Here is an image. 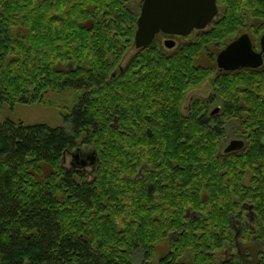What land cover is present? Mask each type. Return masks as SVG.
<instances>
[{"label":"trees","instance_id":"trees-1","mask_svg":"<svg viewBox=\"0 0 264 264\" xmlns=\"http://www.w3.org/2000/svg\"><path fill=\"white\" fill-rule=\"evenodd\" d=\"M84 1L64 10L63 0H0V104L74 93L62 126L0 120V264H130L173 230V255L187 249L205 258L231 242L227 211L249 197L246 167L219 157L205 108L220 100L216 92L224 112L264 126V66L214 73L194 59L233 34L241 16L264 21V0H225L214 26L173 52L140 49L121 70L136 14L99 0L91 9L102 20L87 27ZM204 83L211 98H193L182 111L185 93ZM77 142L96 153L88 182L59 167ZM251 143L246 163L264 159ZM41 163L48 174L40 175ZM185 209L199 216H183ZM201 214L219 241L212 228L200 230Z\"/></svg>","mask_w":264,"mask_h":264},{"label":"flooded vegetation","instance_id":"flooded-vegetation-1","mask_svg":"<svg viewBox=\"0 0 264 264\" xmlns=\"http://www.w3.org/2000/svg\"><path fill=\"white\" fill-rule=\"evenodd\" d=\"M35 1L39 2V0ZM98 1L99 0H95V2L93 0H85V4L81 5L88 9V17L83 20V24L87 27L91 25L94 20H102L101 16L94 17V12L91 9L92 7L98 5ZM28 2L29 0H26V3ZM63 3L64 10H68V8L73 6L76 2L75 0H72L71 2L70 0H63ZM110 3L119 4L129 13L136 14L135 31L136 20L140 12L142 0H107V7L109 5H114ZM215 3L217 9L215 16L219 17L224 11L226 2L225 0H215ZM106 12H108V10ZM252 19L254 20L252 21ZM235 28L236 29L232 35L223 39L224 45L229 43L232 39L245 33L251 41L253 50L259 51V38L262 34H264V21H257L256 18L245 15L239 18V23L235 25ZM198 33L199 30H193L188 35L181 36L158 32L154 35L153 40L149 45L141 48H135L133 46V32L132 47L136 50H140L146 49L148 46L155 45L157 49L163 52H173L183 44L187 43ZM167 40L173 41V45L171 47L165 46V41ZM162 45L170 50L164 51ZM222 48L223 44L213 45V49L211 51L213 58L211 65L213 67H216V65L214 66L215 55ZM202 49L203 47L198 52L197 57L201 54ZM123 56L116 67L118 70H121L122 66L125 64H120ZM263 66L264 58L262 65L257 68ZM61 68H63V66H61ZM257 68L241 69L254 70ZM216 69L217 72H224L219 70L217 67ZM239 70L240 69L234 70V72L237 73ZM111 74L112 76L114 75V73ZM208 95L210 96V94ZM209 96L207 98H209ZM214 99L223 98L215 92ZM234 99H239V97L235 96ZM222 105L223 103L221 102L215 105L212 109L207 107L205 108V112L207 111L206 115L209 117L208 120L210 119V121L213 122L216 127L215 131L219 134V144L217 147L218 155L221 158H233V160L229 162L234 166L246 167L243 173L242 181L245 183V188L248 189L249 192V197L244 201L239 202L238 208L236 207L235 210L227 211L226 227L231 234V238H229L231 242L227 241L225 238L221 248L213 250L211 255L202 259L200 256H192L187 249H184L180 255H173L171 242L176 238L177 234V232L173 230L169 231L166 236L160 237L152 242V254L150 256L141 254L137 257L133 256L130 264H264V242L261 238L262 236L264 237V159L257 157L255 159H250L246 163V161H242L243 159L241 157L252 144L251 142H257L259 146L262 147V150L264 149V126H260L261 128H259V125L248 126L249 124L246 123L239 115L224 112ZM228 147H231V149L226 151L225 149ZM95 154L90 146L85 144L79 145L77 142L71 149H65L63 151L59 159V167L65 173L70 172L73 175H76L77 178L83 180V182H88L92 176L94 165L97 161V159L94 161L96 157ZM241 161L242 163H240ZM81 162H84L85 165L82 166ZM254 196L261 199L260 209L257 202H253ZM183 216L195 219L199 216V213L185 209ZM155 217L157 218V216ZM202 219L203 225L200 230L204 231L205 229H203V227L205 226H207V229H213L214 223L209 225L207 221H204L207 218L203 214H201V220ZM213 230L215 232L214 236H216L219 241L221 235L215 229ZM161 244L163 246H160ZM163 248L165 249L162 250Z\"/></svg>","mask_w":264,"mask_h":264},{"label":"water","instance_id":"water-1","mask_svg":"<svg viewBox=\"0 0 264 264\" xmlns=\"http://www.w3.org/2000/svg\"><path fill=\"white\" fill-rule=\"evenodd\" d=\"M216 12L215 0H142L133 46L141 48L149 45L158 32L185 36L193 30H202ZM172 45V40L165 41L166 47ZM259 46V51H254L248 35L243 33L225 44L215 55V65L221 71L257 68L263 63L264 34L259 38ZM81 165L85 163L81 162Z\"/></svg>","mask_w":264,"mask_h":264},{"label":"rangeland","instance_id":"rangeland-1","mask_svg":"<svg viewBox=\"0 0 264 264\" xmlns=\"http://www.w3.org/2000/svg\"><path fill=\"white\" fill-rule=\"evenodd\" d=\"M221 16V15H220ZM220 16H214L212 21L206 25V27L200 31L208 30L212 26H214L220 20ZM257 21H261L260 18H256ZM254 19H252L253 21ZM232 35V34H231ZM224 40L221 39L220 42L217 41H210L208 42V46L202 49L201 54L194 59V63L197 65L203 66H210L213 68V72H217L216 67L211 65L210 56L212 55L211 51L213 49V45L215 44H223ZM223 42V43H222ZM164 51H169V48H166L162 45ZM140 52V50H136L132 46L126 51L124 54L123 59L121 60L120 64L123 65L127 59L131 55H136ZM215 66V63H214ZM112 73V72H111ZM73 92L68 90L58 91V90H47L44 94L43 99L41 102H36L32 104H16L12 108H10L6 104H0V120L9 118L15 121H22L24 124H34V123H42L48 126H62L63 123V116L71 109L73 104ZM211 94V89L204 83L199 87H194L189 89L182 100L181 108L182 111H186V107L188 106L189 102L192 98H204L206 99ZM211 98V96H209ZM220 100H216L207 108L212 109L215 105L221 103ZM208 110V109H207ZM229 131V130H228ZM40 175L48 174L51 169L48 165L41 163L40 164ZM37 179L39 176L36 177ZM160 246H163L162 244ZM163 248L162 250H164ZM141 253L137 252L135 257L139 256ZM137 260V259H135Z\"/></svg>","mask_w":264,"mask_h":264}]
</instances>
